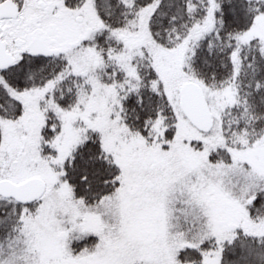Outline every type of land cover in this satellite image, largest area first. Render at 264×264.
Segmentation results:
<instances>
[{
    "label": "snow or ice",
    "instance_id": "6c2138e0",
    "mask_svg": "<svg viewBox=\"0 0 264 264\" xmlns=\"http://www.w3.org/2000/svg\"><path fill=\"white\" fill-rule=\"evenodd\" d=\"M0 264H264V0H0Z\"/></svg>",
    "mask_w": 264,
    "mask_h": 264
}]
</instances>
